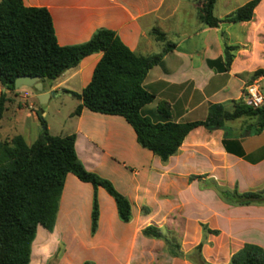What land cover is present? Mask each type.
Instances as JSON below:
<instances>
[{
	"label": "crops",
	"instance_id": "obj_1",
	"mask_svg": "<svg viewBox=\"0 0 264 264\" xmlns=\"http://www.w3.org/2000/svg\"><path fill=\"white\" fill-rule=\"evenodd\" d=\"M231 2L234 0H216L214 15L222 19L245 3L228 13H216ZM23 3L48 9L61 46L86 42L97 29L106 28L114 31L130 50L149 55L160 52L163 46L151 30L157 27L165 33L175 48L148 71L143 81L144 88L155 98L141 108V113L153 122L204 120L211 104L230 107L232 100L248 101V86H256L259 92L260 87L264 88V75L251 77L254 71L264 70V0L254 8L252 20L223 22L218 27H207L199 21L195 0ZM225 45L237 46L228 70L224 68ZM101 55L90 54L53 82H43L44 90L53 91L55 96H73L63 90L80 93L91 80ZM20 89H15L13 101L6 105L2 116L10 122V132L13 128L15 132L2 134L1 119L0 139L19 134L31 144L42 130L37 112L44 115L43 104L38 102V111L35 110L28 100H37L38 93L32 87L30 91ZM2 92L5 89L0 84ZM160 100L170 105L167 119L157 111ZM247 124L244 119H236L219 127L198 126L186 135L177 153L162 162L138 144L133 128L123 117L82 108L68 133L75 134L77 157L88 171L111 181L130 201L132 217L128 222L120 221L114 199L97 187V230L89 238L94 188L68 173L52 232L67 235L74 243H84L93 264H193L171 256L163 239L143 235L148 225L159 228L165 236H174L183 253L203 241L201 253L210 264H227L246 243L264 249V204H230L216 189L217 185L238 193L264 191V129L256 132ZM202 224L218 234L204 235ZM40 226L31 245L29 264L35 243L40 254L41 246L47 243L48 236L38 233ZM64 260L63 256L57 264H65Z\"/></svg>",
	"mask_w": 264,
	"mask_h": 264
},
{
	"label": "trees",
	"instance_id": "obj_2",
	"mask_svg": "<svg viewBox=\"0 0 264 264\" xmlns=\"http://www.w3.org/2000/svg\"><path fill=\"white\" fill-rule=\"evenodd\" d=\"M197 17L207 27L220 23L248 22L260 0H248L220 19L214 15L216 0H195ZM154 38L163 43L158 53L140 55L130 50L118 35L106 28L97 29L83 43L61 46L58 44L50 12L45 7L26 6L23 0H0V84L5 92L0 94V120L6 105L16 93L17 76H40L42 82H53L69 68L75 67L86 56L101 52L91 80L80 93L68 90L79 100L72 115L82 108L90 111L118 115L133 128L138 144L158 156L162 162L177 153L186 135L198 126L219 127L227 121L244 119L256 132L264 129V103L253 106L240 98L232 100L230 107L223 103L209 106L204 120L191 122H153L141 113V108L151 103L155 96L148 92L143 81L148 71L158 64L165 54L175 48L165 33L157 27L151 30ZM237 46H224L225 70H228ZM264 75L258 69L252 78ZM247 94V93H246ZM245 94V95H246ZM157 111L167 119L170 105L157 102ZM41 111L38 118L41 130L37 139L27 144L22 135L0 139V264H29L31 245L37 227L52 230L65 178L68 173L93 188L91 207V233L97 228L98 199L96 188L102 187L113 199L118 218L122 222L132 217L131 203L106 178L88 171L78 159L74 143L75 134L54 136L48 132ZM190 178H193L190 177ZM220 196L230 204H264V191L238 193L216 185ZM202 233L218 234L202 224ZM142 234L163 239L171 256L185 258L193 264H210L202 256L203 241L183 253L174 236H165L159 228L148 225ZM227 264H264V249L246 243L233 253Z\"/></svg>",
	"mask_w": 264,
	"mask_h": 264
},
{
	"label": "rangeland",
	"instance_id": "obj_3",
	"mask_svg": "<svg viewBox=\"0 0 264 264\" xmlns=\"http://www.w3.org/2000/svg\"><path fill=\"white\" fill-rule=\"evenodd\" d=\"M245 2V0H234L231 4L225 8H218L216 10L217 14H225L233 10L236 6H239ZM20 90L30 91V87L21 86ZM32 92V91H31ZM260 92L264 94V88L260 87ZM24 102V101H23ZM28 102L34 104L35 110L38 111V101L35 98H30ZM79 104V100L74 96H70L68 94H60L57 96H52L45 104H43V118L46 122V127L48 132L54 136H65L68 135L74 128L75 124V115H72V112ZM29 113L30 110L27 109ZM10 122L7 118H3L1 121V133L10 132ZM43 129V126H40ZM14 128L11 129V134H13ZM91 227V226H90ZM39 235L45 233L47 238V243L45 246H41V254L40 250H36L38 242L35 243L34 253L32 255L31 264H57L61 257H65V264H93L92 261L89 260L90 255L88 251H85L84 243L78 244L74 243V239H70L67 235H59L56 236L52 230H47L43 226L39 227ZM97 230V228H96ZM95 230V232H96ZM95 232L91 233V228L88 229L89 238L92 237ZM37 235V231H36ZM36 238V236H35ZM85 240L86 239H82ZM89 245L90 243H86ZM48 257L47 260L43 263L44 258ZM86 258L87 260L83 261Z\"/></svg>",
	"mask_w": 264,
	"mask_h": 264
},
{
	"label": "water",
	"instance_id": "obj_4",
	"mask_svg": "<svg viewBox=\"0 0 264 264\" xmlns=\"http://www.w3.org/2000/svg\"><path fill=\"white\" fill-rule=\"evenodd\" d=\"M21 86L32 87L38 94L37 100L40 104H45L48 99L56 94L53 91L46 92L40 76L21 75L17 76L14 81V88Z\"/></svg>",
	"mask_w": 264,
	"mask_h": 264
},
{
	"label": "built area",
	"instance_id": "obj_5",
	"mask_svg": "<svg viewBox=\"0 0 264 264\" xmlns=\"http://www.w3.org/2000/svg\"><path fill=\"white\" fill-rule=\"evenodd\" d=\"M248 102L255 107H259L264 103V96L259 92L256 86L250 85L246 89Z\"/></svg>",
	"mask_w": 264,
	"mask_h": 264
}]
</instances>
